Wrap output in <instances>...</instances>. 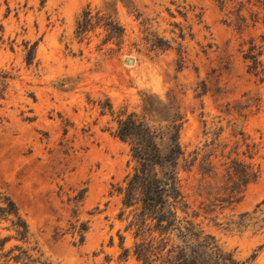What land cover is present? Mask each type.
<instances>
[{
  "label": "rangeland",
  "instance_id": "1",
  "mask_svg": "<svg viewBox=\"0 0 264 264\" xmlns=\"http://www.w3.org/2000/svg\"><path fill=\"white\" fill-rule=\"evenodd\" d=\"M88 6L113 14L123 35L106 40L100 25L76 35ZM0 24V191L50 264H141L132 208L116 189L135 162L114 131L144 93L173 95L184 116L179 141L188 161L196 155L177 174L189 218L236 259L264 264V233L230 223L264 200V73L244 58L255 45L264 60V0H0ZM232 159L259 175L227 203Z\"/></svg>",
  "mask_w": 264,
  "mask_h": 264
},
{
  "label": "trees",
  "instance_id": "2",
  "mask_svg": "<svg viewBox=\"0 0 264 264\" xmlns=\"http://www.w3.org/2000/svg\"><path fill=\"white\" fill-rule=\"evenodd\" d=\"M96 25L103 26L106 40L118 39L123 35V28L113 14L101 13L100 10L93 13L89 6L76 22V35L82 36ZM262 53L261 46L252 45L244 54V58L251 61L249 71L255 75L264 73V60L259 58ZM31 60L29 50L26 61L30 63ZM0 77L6 76L0 74ZM1 92L0 88V97ZM183 122L180 107L173 95L169 94L162 100L144 93L139 113L133 111L117 119L114 134L128 143L135 162L124 185L116 188L122 194L123 207L132 208L130 224L135 227V236L140 238L134 245V254L141 264H248V259H236L232 252L225 251L217 243L214 236L189 218L188 203L180 190L177 174L180 163L183 161L185 167L191 166L196 155L189 161L185 157L179 141ZM160 140L167 141L165 152L161 150ZM257 151L256 144L247 143L243 155L252 158ZM230 162L225 169L227 177L222 187L224 195L220 199L227 203L239 200L246 186L259 175L258 170H253L249 164L234 159ZM200 170L203 176L209 171L204 166ZM82 198L83 193L73 199L77 201ZM263 204L264 200L251 210L237 214L230 223L239 230L254 227L264 233ZM2 220L9 222L8 229L13 234L0 238V264H50L36 242L32 241L28 224L16 202L0 191V222ZM72 228L82 241L88 228L86 222L74 224ZM120 237V247L123 249L120 256L127 257L129 249L123 247ZM12 238L21 244L6 248V243Z\"/></svg>",
  "mask_w": 264,
  "mask_h": 264
},
{
  "label": "water",
  "instance_id": "3",
  "mask_svg": "<svg viewBox=\"0 0 264 264\" xmlns=\"http://www.w3.org/2000/svg\"><path fill=\"white\" fill-rule=\"evenodd\" d=\"M165 184H166V182H165Z\"/></svg>",
  "mask_w": 264,
  "mask_h": 264
}]
</instances>
